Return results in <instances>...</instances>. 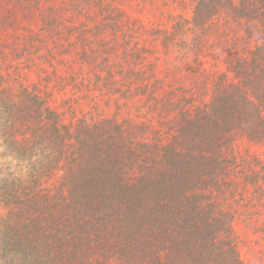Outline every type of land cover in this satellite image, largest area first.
<instances>
[{"label":"trees","instance_id":"16d2710c","mask_svg":"<svg viewBox=\"0 0 264 264\" xmlns=\"http://www.w3.org/2000/svg\"><path fill=\"white\" fill-rule=\"evenodd\" d=\"M4 157L0 264H264V0H0Z\"/></svg>","mask_w":264,"mask_h":264},{"label":"rangeland","instance_id":"374dc122","mask_svg":"<svg viewBox=\"0 0 264 264\" xmlns=\"http://www.w3.org/2000/svg\"><path fill=\"white\" fill-rule=\"evenodd\" d=\"M16 163L17 162L13 161L9 157H4L0 160V165H2L4 169L8 168L10 172L15 170V168L17 166ZM237 232L242 237V231H241L240 227L237 228ZM248 245H251V243H249ZM248 245L239 244V247H238L240 258L242 259L244 264H250V262L254 258V254L256 252L255 247L251 249Z\"/></svg>","mask_w":264,"mask_h":264},{"label":"clouds","instance_id":"9594fccd","mask_svg":"<svg viewBox=\"0 0 264 264\" xmlns=\"http://www.w3.org/2000/svg\"><path fill=\"white\" fill-rule=\"evenodd\" d=\"M14 174H15V175H17V176H19V175H20V173H16L15 171H14Z\"/></svg>","mask_w":264,"mask_h":264}]
</instances>
